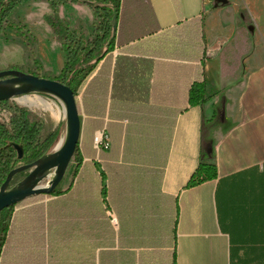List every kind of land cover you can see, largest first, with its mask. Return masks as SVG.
I'll return each mask as SVG.
<instances>
[{
  "label": "crops",
  "instance_id": "0c3cea01",
  "mask_svg": "<svg viewBox=\"0 0 264 264\" xmlns=\"http://www.w3.org/2000/svg\"><path fill=\"white\" fill-rule=\"evenodd\" d=\"M103 63L97 101L79 95L80 143L85 119L111 139L97 163L117 172L101 203L113 246L88 226L33 229L44 257L2 264H264V3L124 0ZM202 164L216 176L192 180Z\"/></svg>",
  "mask_w": 264,
  "mask_h": 264
},
{
  "label": "trees",
  "instance_id": "16d2710c",
  "mask_svg": "<svg viewBox=\"0 0 264 264\" xmlns=\"http://www.w3.org/2000/svg\"><path fill=\"white\" fill-rule=\"evenodd\" d=\"M28 0H0V33L3 32L12 12ZM54 9L65 3H84L91 6L99 21L95 36L85 39L82 33L58 18L50 19L49 23L57 39L62 42L66 53V62L58 80L68 85L75 93L76 98L82 93L83 109L86 111L88 97L96 102L99 95V77L104 75V64L98 69L100 62L115 47L117 27L121 16L124 0H46ZM107 59V58H106ZM107 84L100 88V94L105 95ZM204 82L195 81L190 89V103L197 105L204 98ZM8 100L0 101L6 104ZM79 111L81 110L78 101ZM12 113L11 126L7 127L0 122V186L8 173L15 167L35 161L42 155L50 152L54 147L60 129L50 132L43 137V120L29 117L24 107L10 106ZM95 132L88 129V120L85 119L81 143L77 146L73 161L76 163L73 172V182L62 190L56 188L51 194H40L5 208L0 220V264L10 258H29L39 251L28 248L27 230L44 229L52 226L70 228L89 227L87 234L94 242L112 247L114 229L109 217L102 207V200L108 197L113 200L115 195L114 164H103L104 171L100 172L97 160L106 156L109 148L96 149L94 147ZM19 148L22 156H19ZM85 157L89 159L85 160ZM23 173V172H21ZM20 174V173H19ZM16 174L14 178L17 176ZM216 176L214 165L202 164L192 176L196 178H212ZM107 180L105 184L104 181ZM29 253V255H28ZM36 257V256H35ZM44 257V256H42Z\"/></svg>",
  "mask_w": 264,
  "mask_h": 264
},
{
  "label": "rangeland",
  "instance_id": "374dc122",
  "mask_svg": "<svg viewBox=\"0 0 264 264\" xmlns=\"http://www.w3.org/2000/svg\"><path fill=\"white\" fill-rule=\"evenodd\" d=\"M213 1L223 7L228 4L247 1L255 4L264 3V0ZM128 3H130V0H125L126 11H128ZM55 18L65 21L71 29H76L79 33H82L85 39L95 36L97 22L99 21L94 9L84 3L60 4L57 9H54L50 2L46 0H28L12 12L3 32L0 33V70L13 68L41 77L58 79L66 62V53L62 42L57 39L49 23L50 19ZM22 97L48 100L57 108V118L49 121L42 107L21 103L19 99ZM78 101L80 102V96L77 97ZM10 106L24 107L28 110L31 119L43 120L44 127L41 132L43 137H46L57 128L60 129L59 137L52 150L65 137V108L58 98L32 93L17 96L8 100L4 105L0 103V122L7 127L11 126V117L13 115L8 109ZM75 165L76 163L72 160L62 181L57 186L58 188L65 190L71 185ZM27 173L18 174L13 178L11 185L21 181ZM50 178H47L43 184H47ZM110 211L112 212L111 209Z\"/></svg>",
  "mask_w": 264,
  "mask_h": 264
},
{
  "label": "water",
  "instance_id": "95a60500",
  "mask_svg": "<svg viewBox=\"0 0 264 264\" xmlns=\"http://www.w3.org/2000/svg\"><path fill=\"white\" fill-rule=\"evenodd\" d=\"M39 93L58 98L64 105L66 135L61 144L33 162L13 168L0 186V213L10 206L40 194H51L62 181L77 146L80 144L82 121L74 91L55 78L41 77L19 69L0 70V101ZM19 156L22 150L19 148ZM28 172L11 185L16 174ZM51 177L47 184L43 182Z\"/></svg>",
  "mask_w": 264,
  "mask_h": 264
},
{
  "label": "bare ground",
  "instance_id": "6f19581e",
  "mask_svg": "<svg viewBox=\"0 0 264 264\" xmlns=\"http://www.w3.org/2000/svg\"><path fill=\"white\" fill-rule=\"evenodd\" d=\"M19 101L21 103L24 104H29L31 106H38V107H42L46 114H47V119L49 121H52L53 119L57 118L58 114H57V108L55 107V105H53V103L49 102L48 100L44 99V98H39V99H31L28 97H22L19 99ZM63 138L59 141L58 145L59 146L62 142Z\"/></svg>",
  "mask_w": 264,
  "mask_h": 264
},
{
  "label": "built area",
  "instance_id": "2783aa9c",
  "mask_svg": "<svg viewBox=\"0 0 264 264\" xmlns=\"http://www.w3.org/2000/svg\"><path fill=\"white\" fill-rule=\"evenodd\" d=\"M111 143V139L109 134L105 130H98L94 135V147L96 149H108ZM113 222L115 221V218L112 216Z\"/></svg>",
  "mask_w": 264,
  "mask_h": 264
}]
</instances>
